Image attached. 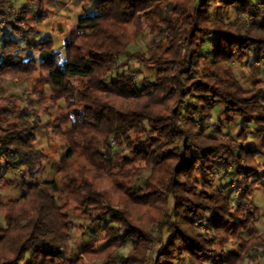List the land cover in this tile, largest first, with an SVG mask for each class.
Returning a JSON list of instances; mask_svg holds the SVG:
<instances>
[{
  "label": "trees",
  "instance_id": "trees-1",
  "mask_svg": "<svg viewBox=\"0 0 264 264\" xmlns=\"http://www.w3.org/2000/svg\"><path fill=\"white\" fill-rule=\"evenodd\" d=\"M25 1L6 11L10 2L0 0V20L14 35L0 41V190L14 185L10 176L19 170L23 191L0 197V264H253L264 253V230L243 234L252 228L257 207L249 198L264 171L256 161L262 149L243 141L252 128L264 141V84L245 92L229 64L251 50L255 61L264 60V0H81L83 14L58 50L52 37L35 38L40 30L30 20H44L42 1ZM231 9L239 15L235 22L225 17ZM146 32L159 41L130 54ZM201 37L214 41L211 51L204 52ZM124 56L154 72L153 81H142L143 91L130 71L107 82ZM7 76L34 81L37 104L58 112L47 122L28 121L21 108L26 94H1ZM219 105L223 120H241L236 137L199 126ZM43 127L65 149L54 178L41 182L35 172L48 154L35 146V132ZM214 170L236 176L237 187L217 188L206 177ZM137 208L159 216L138 221ZM72 217L90 222L83 230L107 219V245L65 260ZM128 243L129 254L115 262ZM230 243L237 251L227 254ZM155 244L162 249L152 260Z\"/></svg>",
  "mask_w": 264,
  "mask_h": 264
},
{
  "label": "rangeland",
  "instance_id": "rangeland-1",
  "mask_svg": "<svg viewBox=\"0 0 264 264\" xmlns=\"http://www.w3.org/2000/svg\"><path fill=\"white\" fill-rule=\"evenodd\" d=\"M9 5L6 4L3 7L6 11H15L20 7L25 5V0H8ZM43 3V9L45 12L44 20L38 24L37 20L31 18L30 22L33 25H38L40 33L35 36L36 39H41L47 36L52 37L55 41V49H61L64 39L68 35V31L75 28L79 16L83 14L85 5L81 0H41ZM29 7L34 6L32 2L27 3ZM259 9L263 6L260 2L257 4ZM229 15V16H228ZM229 17L232 22H235L239 15L234 9L225 16ZM247 19V18H246ZM253 19V18H252ZM248 20V19H247ZM6 37H14L9 22L6 20H0V41ZM160 39V36L153 35L148 32L141 35L135 44L131 45L128 49L129 53H146L149 48L155 45ZM199 42L204 47V52H209L214 47V41L210 38L201 37ZM256 52L254 50L250 51V54L246 57H241L235 59L229 66L233 70L235 78L240 82L245 92H249L254 88V83L264 84V60L257 62L255 61ZM130 71L134 76L138 87L143 91L146 87L142 81H153L154 72L150 69L144 67L141 63L137 62L134 58L128 56L121 57L117 60L113 72L108 76L107 82L114 79L117 75L122 72ZM36 87L35 82L32 80L18 81L11 76H7L3 85L2 95L7 96H18L20 94H26L22 100L21 108L26 109V117L28 121H32L34 118H38L41 122H47L49 119V113H57V107L49 105L37 104L32 97V90ZM60 102L59 104H61ZM222 107L217 106L215 111H213V116L208 123L202 124L198 120V124L201 128L205 129L207 134H215L219 131V134L223 137H236L240 133L241 120L239 118L231 121L230 123L223 120L226 115H220ZM35 111L38 115H35ZM19 113L14 114L18 116ZM35 146L39 150H45L48 157L45 158L43 162V167L35 172L39 181H51L54 178L56 167L59 160L64 152V143L55 139L50 130L46 127L41 128L39 131L35 132ZM54 144L58 146L57 149L51 147ZM243 145L248 149H258L262 154L256 158L257 163L260 165L259 173L264 171V141L257 138L255 129L252 128L251 131L248 130L247 138L243 141ZM56 150V151H55ZM119 149L116 148V151ZM242 163V166H245ZM228 171L235 175L237 168L234 166H229ZM20 171H16L10 176V179L14 182V185L8 189L0 190V197L7 200L9 198H19L22 195V190L18 187L19 178L17 174ZM145 176L149 175V172L144 173ZM207 179L213 182L217 188L226 187L232 188L237 187L238 178L236 176L228 177L225 173L219 174L218 170H214L213 175H207ZM139 188V184L136 185L135 189ZM239 190V189H238ZM239 191L234 193L232 205L238 201ZM250 204L257 207V212L253 214L252 228L248 233H244V238L248 239L253 236H258L264 230V181L261 180L257 185L252 188L251 196L249 198ZM250 207V206H249ZM172 206H170V211ZM250 209V208H249ZM158 215L157 211L146 212L143 208H137L134 210V216L138 218V221H146L150 223L151 215ZM153 216V217H154ZM209 216V215H208ZM208 216L203 217L198 225L202 232H205L204 226L208 223ZM152 217V218H153ZM71 236L72 239L68 246L66 247L67 255H65V260L68 259L73 254H79L87 249L89 246H95L101 249L107 245L105 240V228L108 225V220L104 219L101 222L96 223L90 230H83L81 227H88L90 225L89 221H83L79 218H71ZM0 224H4V219L0 217ZM114 229H118L117 226L112 225ZM149 229L155 233L154 224H150ZM132 249L130 243L121 245L116 251L117 257L115 256V262L120 263V257H126ZM162 249L161 244H155L151 250L150 258L155 260L158 257L159 250ZM227 254H232L237 251V245L235 243H230L225 247ZM150 259V262H151ZM264 264V253L260 252L255 254L253 257V264ZM94 264V263H88ZM96 264H101L99 261Z\"/></svg>",
  "mask_w": 264,
  "mask_h": 264
}]
</instances>
